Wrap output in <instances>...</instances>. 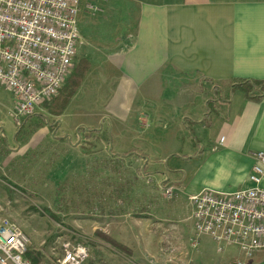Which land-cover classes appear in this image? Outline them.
<instances>
[{"label":"crops","instance_id":"obj_1","mask_svg":"<svg viewBox=\"0 0 264 264\" xmlns=\"http://www.w3.org/2000/svg\"><path fill=\"white\" fill-rule=\"evenodd\" d=\"M111 1L116 10L98 20L82 5L78 17L77 64L87 61L89 69L75 94L98 84L101 97L92 94L96 103L78 109L72 97L54 133H105L115 156L99 165L129 166L131 191L154 198L168 214L167 187L174 212L192 213L191 198L203 190L255 186L250 174L264 152V98L224 92L210 115L206 103L213 83L264 80V0ZM247 262L264 264V250Z\"/></svg>","mask_w":264,"mask_h":264},{"label":"rangeland","instance_id":"obj_2","mask_svg":"<svg viewBox=\"0 0 264 264\" xmlns=\"http://www.w3.org/2000/svg\"><path fill=\"white\" fill-rule=\"evenodd\" d=\"M112 4L111 0H81L83 12L94 20L116 10ZM77 57L72 73L79 64ZM214 85L222 84L213 83L212 94ZM222 86V94H232V84ZM85 87L82 92L88 94H74V109L94 103L92 94L101 97L98 84ZM14 100L11 92L0 87V219H10L26 232L31 241L27 252L43 255L38 264H61L66 246L76 244L87 247V264L247 260L236 246L219 251L210 235L196 238L192 213L174 212V194L164 196L171 209L169 214L162 212L153 204L154 198L131 191L132 184L126 181L129 166L108 161L99 165L115 156L105 133L87 134L80 128L71 138L58 137L54 132L60 115L46 107L53 100L20 120L13 115Z\"/></svg>","mask_w":264,"mask_h":264},{"label":"built area","instance_id":"obj_3","mask_svg":"<svg viewBox=\"0 0 264 264\" xmlns=\"http://www.w3.org/2000/svg\"><path fill=\"white\" fill-rule=\"evenodd\" d=\"M80 10L81 0H0V87L15 97V119L52 101L72 73L82 43ZM256 159L250 174L255 186L203 190L191 198L196 238L210 235L219 251L236 246L247 260L264 250V152ZM165 193L174 194L170 187ZM30 243L18 224L0 219V264H33L26 257ZM88 258L85 245H68L60 263L87 264Z\"/></svg>","mask_w":264,"mask_h":264},{"label":"trees","instance_id":"obj_4","mask_svg":"<svg viewBox=\"0 0 264 264\" xmlns=\"http://www.w3.org/2000/svg\"><path fill=\"white\" fill-rule=\"evenodd\" d=\"M89 69V64L87 61H81L77 67L75 68L72 75L69 77L67 83L62 88L60 94L50 103L47 104L46 107L48 108L49 112L54 115H61L66 107L68 106L70 100L78 90L79 86L81 85L83 78L86 74V72ZM202 80L211 81L210 79L206 77H202ZM231 86V93L240 90L245 93V96L249 99L254 100H262L264 98V80H255V79H245V78H238L233 79L230 81ZM213 92L215 97L208 100L207 105V113L206 115H210L212 111L215 109V105L219 100H223V94L221 91V87L218 85L213 86ZM186 122H189L191 120L185 119ZM192 121L191 125L188 123V128L191 131V134L194 135V130L192 128ZM55 217V215H54ZM113 244L117 245L118 247L125 249V247L118 242H115L113 240H110ZM34 253V254H33ZM30 252L28 251L26 253V257L32 261L33 264H38L43 257V255L38 252Z\"/></svg>","mask_w":264,"mask_h":264}]
</instances>
